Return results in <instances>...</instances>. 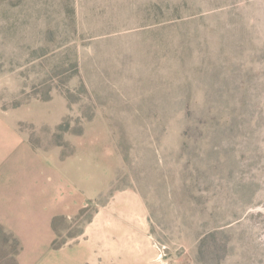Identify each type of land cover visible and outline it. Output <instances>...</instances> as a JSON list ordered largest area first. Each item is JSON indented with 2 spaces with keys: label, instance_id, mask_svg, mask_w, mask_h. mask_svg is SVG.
Returning a JSON list of instances; mask_svg holds the SVG:
<instances>
[{
  "label": "rangeland",
  "instance_id": "374dc122",
  "mask_svg": "<svg viewBox=\"0 0 264 264\" xmlns=\"http://www.w3.org/2000/svg\"><path fill=\"white\" fill-rule=\"evenodd\" d=\"M0 108L35 148L112 166L54 247L101 212L155 264H264V0H0ZM20 248L0 229V264Z\"/></svg>",
  "mask_w": 264,
  "mask_h": 264
},
{
  "label": "crops",
  "instance_id": "0c3cea01",
  "mask_svg": "<svg viewBox=\"0 0 264 264\" xmlns=\"http://www.w3.org/2000/svg\"><path fill=\"white\" fill-rule=\"evenodd\" d=\"M61 158L33 146L0 108V225L21 245L18 264H155L151 237L120 215L101 212L71 246L54 247L56 217L76 218L112 177L104 154L80 144Z\"/></svg>",
  "mask_w": 264,
  "mask_h": 264
},
{
  "label": "trees",
  "instance_id": "16d2710c",
  "mask_svg": "<svg viewBox=\"0 0 264 264\" xmlns=\"http://www.w3.org/2000/svg\"><path fill=\"white\" fill-rule=\"evenodd\" d=\"M62 218H64V217H56L55 219H54V226L57 228V223H58V221L60 220V219H62ZM0 229H2V230H5V228L2 226V225H0ZM6 231V230H5ZM13 234V233H12ZM14 236V235H13ZM14 240L16 241V242H18L19 243V240L14 236ZM20 244V243H19Z\"/></svg>",
  "mask_w": 264,
  "mask_h": 264
}]
</instances>
